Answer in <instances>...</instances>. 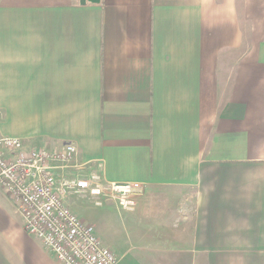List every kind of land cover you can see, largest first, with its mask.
<instances>
[{
  "label": "crops",
  "instance_id": "obj_1",
  "mask_svg": "<svg viewBox=\"0 0 264 264\" xmlns=\"http://www.w3.org/2000/svg\"><path fill=\"white\" fill-rule=\"evenodd\" d=\"M1 136L139 185L116 264H264V0H0ZM0 264H59L1 187Z\"/></svg>",
  "mask_w": 264,
  "mask_h": 264
},
{
  "label": "built area",
  "instance_id": "obj_2",
  "mask_svg": "<svg viewBox=\"0 0 264 264\" xmlns=\"http://www.w3.org/2000/svg\"><path fill=\"white\" fill-rule=\"evenodd\" d=\"M75 154L71 142L56 150L26 149L19 137L1 136L0 187L15 202L24 229L52 252L59 264H116L115 253L101 243L94 226L79 218L65 199L88 191L97 197L96 205L111 199L131 208V195L139 185L106 181L93 172L87 177L69 176L65 170L73 167Z\"/></svg>",
  "mask_w": 264,
  "mask_h": 264
},
{
  "label": "rangeland",
  "instance_id": "obj_3",
  "mask_svg": "<svg viewBox=\"0 0 264 264\" xmlns=\"http://www.w3.org/2000/svg\"><path fill=\"white\" fill-rule=\"evenodd\" d=\"M19 138L22 139V141H23V136H19ZM67 197H66V199H68L70 201L71 200H75L76 201V204H78L79 201L81 202L80 203L81 206H79V207L78 206H75L73 212L79 218H81L82 220H84L85 222L86 221H91V219H93V218H97L99 216V210L102 209L101 206L107 204V203L103 202V205L96 206V205H94V203L92 202L91 199L89 200L88 198L82 197L79 194H75V193L69 194Z\"/></svg>",
  "mask_w": 264,
  "mask_h": 264
},
{
  "label": "water",
  "instance_id": "obj_4",
  "mask_svg": "<svg viewBox=\"0 0 264 264\" xmlns=\"http://www.w3.org/2000/svg\"><path fill=\"white\" fill-rule=\"evenodd\" d=\"M80 3H85L86 1L89 2V3H95V2H98L99 0H79Z\"/></svg>",
  "mask_w": 264,
  "mask_h": 264
}]
</instances>
